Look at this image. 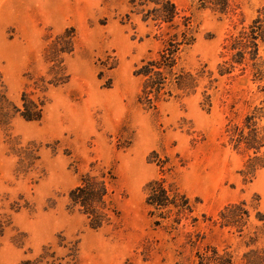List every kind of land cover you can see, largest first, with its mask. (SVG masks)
Returning a JSON list of instances; mask_svg holds the SVG:
<instances>
[{
	"label": "rangeland",
	"instance_id": "obj_1",
	"mask_svg": "<svg viewBox=\"0 0 264 264\" xmlns=\"http://www.w3.org/2000/svg\"><path fill=\"white\" fill-rule=\"evenodd\" d=\"M172 1L178 28L145 18L153 2L0 0L6 94L17 106L23 91L47 100L39 120L0 125V264L46 248L55 264H192L206 244L242 264L264 244V0H229L226 12ZM185 18L193 40L148 101L135 71L183 41ZM60 36L57 83L48 59ZM101 172L115 211L93 228L69 192ZM153 181L178 205L150 204ZM242 201L244 230L221 226L220 211Z\"/></svg>",
	"mask_w": 264,
	"mask_h": 264
},
{
	"label": "trees",
	"instance_id": "obj_2",
	"mask_svg": "<svg viewBox=\"0 0 264 264\" xmlns=\"http://www.w3.org/2000/svg\"><path fill=\"white\" fill-rule=\"evenodd\" d=\"M202 6L213 5L222 12H226L229 7V0H198ZM149 2L156 4L155 7L147 10L148 18L150 13L153 15V19L161 24L167 23L173 28H178L179 24L175 22L176 16L179 15L177 5L172 0H132V3L137 7L147 5ZM184 18V16H183ZM183 24L186 28L183 29V41H170L168 45L160 53L158 59H150L145 61L139 68L136 69L137 75H143L145 77L144 82V97L151 101L150 94H154L155 98H158L159 93L164 89L167 79V73L172 70L175 64V54L179 50L181 43H190L193 38L188 36V21L187 18L183 20ZM176 36V34H174ZM61 36L57 38L51 45L52 56L48 59L52 61L51 72L53 73V80L55 82L67 81V76H63L65 67L62 65V60L58 55L62 51V47L58 46V41ZM65 43H69L67 40ZM167 72V73H166ZM177 82H182L181 74L176 76ZM36 96V97H34ZM47 104L46 96L41 94L37 95L34 92L23 91L21 95V106H17L11 101L7 94L0 75V125H7L10 118L18 113L25 120H39L45 110ZM253 134V133H251ZM250 134V135H251ZM240 139V138H239ZM238 139V141H239ZM256 142V138L249 139L248 144ZM254 145V144H253ZM259 146H256L258 149ZM259 157L252 158L250 167L253 168ZM264 165V162H262ZM107 174L101 172L99 175H92L86 173L82 176L80 184L72 188L69 192V199L73 207H77L83 212L89 220V224L93 228H99L104 226L110 221L111 212L115 211V208L111 206L112 199L108 187ZM151 191L148 195V202L157 206L164 205L166 203H173V200H168L167 190L163 187L162 183L153 181L149 184ZM179 195L175 194V197ZM184 197L183 195L180 198ZM167 201V202H165ZM175 205L176 202H174ZM221 226H234L238 231L242 232L246 225L249 212L244 208V201L240 203L230 204L225 206L219 213ZM264 216H260L262 220ZM1 227V226H0ZM264 231V230H263ZM2 228H0V234ZM254 236H250V241L255 242L258 239L259 232L253 231ZM194 240L192 243H196ZM43 253H40L34 259H26L20 264H55V256L52 252H49V248L44 249ZM192 264H237L233 255L225 250L220 249L217 245L206 244L200 250L196 251V260ZM242 264H264V244L251 248L243 253Z\"/></svg>",
	"mask_w": 264,
	"mask_h": 264
}]
</instances>
